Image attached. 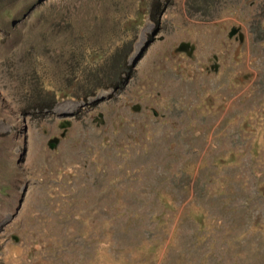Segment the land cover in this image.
<instances>
[{"label":"rangeland","instance_id":"obj_1","mask_svg":"<svg viewBox=\"0 0 264 264\" xmlns=\"http://www.w3.org/2000/svg\"><path fill=\"white\" fill-rule=\"evenodd\" d=\"M0 228V264H264V0H0Z\"/></svg>","mask_w":264,"mask_h":264},{"label":"flooded vegetation","instance_id":"obj_2","mask_svg":"<svg viewBox=\"0 0 264 264\" xmlns=\"http://www.w3.org/2000/svg\"><path fill=\"white\" fill-rule=\"evenodd\" d=\"M232 32L228 35V33H227V35H228V37L230 38V37H232V38H237L239 35V33H238V30L237 29H233V30H231ZM177 49V50H176ZM175 50L177 51V52H180V53H183V54H185V55H187V54H189V52H190V46H189V43H181V44H179V45H177L176 47H175ZM174 50V51H175ZM175 51V52H176ZM212 60V61H211ZM215 56H211V57H207L206 58V61H207V63H208V65L207 66H205V70H207L208 69V72H210V69H212V68H214V66H215V68L217 67V63L215 62ZM125 62V61H124ZM125 67H127L125 70L123 69V70H121V72L120 73H118V74H115L114 75V80L116 79V81L113 83H110L107 87H109L110 89H111V91H113V92H115V91H119V90H121L124 86H125V84L127 83V81H128V79L132 76V73L134 72L133 71V65H130L129 63H126L125 62ZM212 71H213V69H212ZM132 107H138V109L137 110H139V108H140V106L138 105V106H136V105H131V108ZM93 119H97L98 120V124H97V122H95L96 123V125H102L103 124V122H104V119H103V115H102V113L101 112H99L98 111V113H96V115H94L93 116ZM20 203H21V200H19L18 201V207L16 208V210L19 208V205H20ZM16 210H15V212H16ZM0 230H1V228H0Z\"/></svg>","mask_w":264,"mask_h":264},{"label":"trees","instance_id":"obj_3","mask_svg":"<svg viewBox=\"0 0 264 264\" xmlns=\"http://www.w3.org/2000/svg\"><path fill=\"white\" fill-rule=\"evenodd\" d=\"M163 4H166L165 2L163 3ZM163 7H161V9H160V12L163 10L162 9ZM157 13H158V11H157ZM156 13V14H157ZM149 14H150V18H154V12H151V10H150V12H149ZM114 60V59H113ZM125 62H124V59H123V56H121V55H118L117 57H116V59H115V63H114V65L112 66V71L114 72V73H112L113 74V76H112V78H110V79H108V83H107V86L110 84V83H112L113 81L115 82L116 81V79L114 80V75L115 74H118V73H120L121 72V70H125L127 67H125ZM113 82V83H114ZM98 87H103V85L102 84H104V80H102V81H99L98 80ZM44 96H45V98H47V101H49V104H48V106H51L52 104H53V102H54V96L52 95V94H50V93H45L44 94ZM38 100H41V99H44V98H42V95H41V91H39V95H38ZM35 106V108H33V109H41L43 106L41 105V101L40 102H38L37 103V105H34Z\"/></svg>","mask_w":264,"mask_h":264},{"label":"water","instance_id":"obj_4","mask_svg":"<svg viewBox=\"0 0 264 264\" xmlns=\"http://www.w3.org/2000/svg\"><path fill=\"white\" fill-rule=\"evenodd\" d=\"M97 124H98V122H97ZM67 125H68L67 121H61L59 123V127L60 128H65ZM54 143H55L54 139H50V140L47 141V144H48L49 147H52L54 145Z\"/></svg>","mask_w":264,"mask_h":264}]
</instances>
